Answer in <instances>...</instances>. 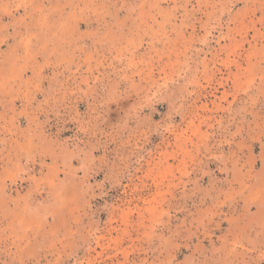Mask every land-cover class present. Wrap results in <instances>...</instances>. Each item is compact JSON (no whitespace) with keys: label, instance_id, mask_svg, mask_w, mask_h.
Returning a JSON list of instances; mask_svg holds the SVG:
<instances>
[{"label":"rangeland","instance_id":"rangeland-1","mask_svg":"<svg viewBox=\"0 0 264 264\" xmlns=\"http://www.w3.org/2000/svg\"><path fill=\"white\" fill-rule=\"evenodd\" d=\"M0 264H264V0H0Z\"/></svg>","mask_w":264,"mask_h":264}]
</instances>
